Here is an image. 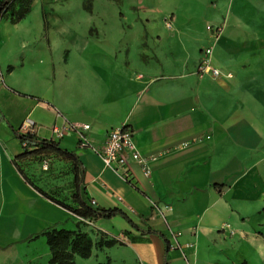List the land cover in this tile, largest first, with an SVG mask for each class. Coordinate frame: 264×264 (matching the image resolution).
Listing matches in <instances>:
<instances>
[{
    "label": "crops",
    "instance_id": "1",
    "mask_svg": "<svg viewBox=\"0 0 264 264\" xmlns=\"http://www.w3.org/2000/svg\"><path fill=\"white\" fill-rule=\"evenodd\" d=\"M229 34L214 48L216 67L236 40ZM207 45L194 69L182 71L91 44L76 53L73 69L83 72L92 94L106 91L105 99L87 108L80 101L50 107L23 97L34 105L19 125L8 118L15 127L31 118L37 104L88 123L86 134L95 147L111 128L129 125L150 173L132 161L124 177L104 168L91 145L79 146L72 136L63 139L61 144L75 149L85 163L84 181L95 205L122 208L136 226L120 215L82 223L18 173L9 155L23 148L0 122V264L19 262L26 254L48 258L45 236L27 239L48 227L76 229L78 224L94 242L89 258L106 255L108 264H264V108L241 90L247 85L238 74L228 79L195 73ZM147 228L164 233L169 249L159 234L140 230ZM101 237L117 242L98 247Z\"/></svg>",
    "mask_w": 264,
    "mask_h": 264
},
{
    "label": "rangeland",
    "instance_id": "2",
    "mask_svg": "<svg viewBox=\"0 0 264 264\" xmlns=\"http://www.w3.org/2000/svg\"><path fill=\"white\" fill-rule=\"evenodd\" d=\"M26 17L23 27L9 15L0 18V105L14 124L33 107L27 98L50 107L80 101L90 108L107 97L106 91L92 94L83 72L73 69L76 53L91 44L129 51V58L136 53L147 64L193 70L218 27L224 29L221 36L230 32V39L236 38L221 55L224 64L216 61L219 76L238 74L247 85L241 90L264 108V71L258 70L264 67V0H34ZM30 115L41 125V137L50 138V128L61 123L41 104ZM22 166L37 185L71 202L70 164L53 158L45 169L36 158ZM95 257H78L77 263H107L106 255ZM49 258L26 254L11 264H47Z\"/></svg>",
    "mask_w": 264,
    "mask_h": 264
},
{
    "label": "trees",
    "instance_id": "3",
    "mask_svg": "<svg viewBox=\"0 0 264 264\" xmlns=\"http://www.w3.org/2000/svg\"><path fill=\"white\" fill-rule=\"evenodd\" d=\"M33 1L34 0H0V18L9 15L12 23L19 22L31 11ZM86 9L91 11V7L86 6ZM0 122L4 123L10 129L13 137L20 142L23 148V150L17 154L9 155L11 162L24 180L36 189L44 199L70 210L82 219V223L99 218L110 219L114 216L120 215L132 225L136 226L128 213L122 208L117 206L104 207L92 203V199L88 195L84 181L86 172L85 163L75 149L62 145L60 140H56L52 137H37L30 132L23 133L21 127H15L11 123L1 107ZM36 158L42 159V163L47 160L49 166L53 158H58L60 161L70 164L72 189L70 203L57 198L54 194H51L49 191L37 185L28 176L22 163L25 164L28 160ZM140 230L142 232L159 234L166 242V249H169V241L161 231L154 228ZM40 236L46 237V243L50 250V258L47 264H78L76 256L89 258L93 253V239L86 231L80 228L79 224L76 229L56 226L48 227L33 234L27 240H35ZM116 242V239H104L101 237L95 245L98 247L112 246ZM105 264H108V262ZM164 264H168V261L165 260Z\"/></svg>",
    "mask_w": 264,
    "mask_h": 264
},
{
    "label": "built area",
    "instance_id": "4",
    "mask_svg": "<svg viewBox=\"0 0 264 264\" xmlns=\"http://www.w3.org/2000/svg\"><path fill=\"white\" fill-rule=\"evenodd\" d=\"M223 32V27H218L213 33L212 42L204 48L203 57L195 71L196 74L201 76L206 74L219 76L221 74V70L214 65V48ZM56 115L62 116L63 122L60 124L55 122L50 128L52 138L62 141L72 136L79 146L91 145L86 134V131L90 128L88 123L72 122L60 112H56ZM40 128L41 125L35 123L28 117L23 121L21 131L23 133L30 132L40 137L38 135ZM91 146L101 158L104 168L112 169L124 177H127L128 172L124 170V168L133 161L142 165L146 174L150 173L148 161L140 152L134 130L125 123L111 128L107 132L101 146ZM42 165L47 169L49 162L45 160ZM92 203L95 204V201L92 200Z\"/></svg>",
    "mask_w": 264,
    "mask_h": 264
}]
</instances>
